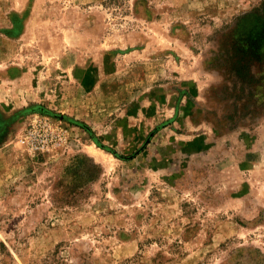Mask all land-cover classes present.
<instances>
[{"label":"rangeland","instance_id":"1","mask_svg":"<svg viewBox=\"0 0 264 264\" xmlns=\"http://www.w3.org/2000/svg\"><path fill=\"white\" fill-rule=\"evenodd\" d=\"M263 0H0V264H264Z\"/></svg>","mask_w":264,"mask_h":264},{"label":"trees","instance_id":"2","mask_svg":"<svg viewBox=\"0 0 264 264\" xmlns=\"http://www.w3.org/2000/svg\"><path fill=\"white\" fill-rule=\"evenodd\" d=\"M254 11L245 13L238 23L241 35L236 39L235 50L240 58L258 56L264 51V0Z\"/></svg>","mask_w":264,"mask_h":264}]
</instances>
